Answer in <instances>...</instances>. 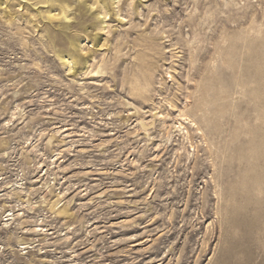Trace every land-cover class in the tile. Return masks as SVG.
Wrapping results in <instances>:
<instances>
[{
	"label": "rangeland",
	"instance_id": "obj_1",
	"mask_svg": "<svg viewBox=\"0 0 264 264\" xmlns=\"http://www.w3.org/2000/svg\"><path fill=\"white\" fill-rule=\"evenodd\" d=\"M0 264H264V0H0Z\"/></svg>",
	"mask_w": 264,
	"mask_h": 264
}]
</instances>
